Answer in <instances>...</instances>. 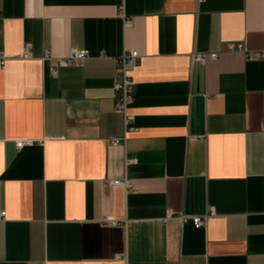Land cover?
<instances>
[{"label": "crops", "instance_id": "1", "mask_svg": "<svg viewBox=\"0 0 264 264\" xmlns=\"http://www.w3.org/2000/svg\"><path fill=\"white\" fill-rule=\"evenodd\" d=\"M0 52V264H264V0H0Z\"/></svg>", "mask_w": 264, "mask_h": 264}, {"label": "built area", "instance_id": "2", "mask_svg": "<svg viewBox=\"0 0 264 264\" xmlns=\"http://www.w3.org/2000/svg\"><path fill=\"white\" fill-rule=\"evenodd\" d=\"M229 51L237 50L241 52H245V46L242 42H230L227 46ZM30 51L28 44L23 46V54H28ZM218 51H203V52H194L193 60H197L201 63H205L207 59H215L218 56ZM89 50L87 48H70L68 54L62 57L55 58L56 65H69V64H78L81 65L83 61L88 57ZM139 54L136 49L129 48L124 50V52L118 58V66H117V77L118 79L114 83V90L117 92V100L115 104V110L123 114L124 118V126L125 129L128 130L131 128V123L133 121L134 115L129 112V106L133 100V79L131 77V71L135 67L137 63V58ZM248 57H252L253 54H247ZM46 58H53L49 54L45 55ZM6 59V55L0 52V63L3 64ZM51 73H56L55 66L51 67ZM122 139V137H117L113 139V143H117ZM25 143L24 140H18L16 142L17 146H22ZM135 158L130 159L129 161H133ZM113 183L127 185L126 180H113ZM213 212V209L209 212H206L202 215H184L182 213L176 214L172 210H168L166 217L177 216L180 220L184 221L186 219H190L193 226L198 228L205 224V221L210 213ZM4 215V211H1V216Z\"/></svg>", "mask_w": 264, "mask_h": 264}]
</instances>
